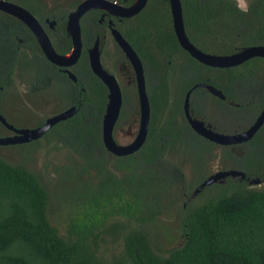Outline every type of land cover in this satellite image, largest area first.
Returning a JSON list of instances; mask_svg holds the SVG:
<instances>
[{
	"label": "trees",
	"instance_id": "trees-1",
	"mask_svg": "<svg viewBox=\"0 0 264 264\" xmlns=\"http://www.w3.org/2000/svg\"><path fill=\"white\" fill-rule=\"evenodd\" d=\"M12 1L39 19L53 18L51 41L57 51L67 49L66 10H44L39 0ZM180 4L187 37L204 51L229 53L244 45L264 44V0H248L247 12L235 0H180ZM97 17L95 9L80 17L81 59L91 42L89 25L97 26ZM120 18L116 27L149 68L145 139L125 155L103 147L100 118L106 89L92 77L90 90L73 88L75 111L53 127L55 139L74 152L75 158L59 169L65 184L74 179L72 193L62 189L66 194L62 191L57 197L55 186L49 188L25 161L24 152L30 156L41 137L0 144V149L11 148L0 152V264H264V122L248 141L252 148L235 154L194 132L182 109L185 90L206 82L234 104L196 86L189 99L194 116L208 121L214 115L200 109L197 98L203 106L214 104L227 115H215V130L230 132L231 125L228 129L224 124L232 109L250 123L264 105V78H260L264 58L255 56L228 67L197 61L176 40L167 0H146L137 13ZM31 44L36 42L28 28L0 11V101L9 84L6 58L18 57L19 51L27 57L23 48ZM36 68L33 65L30 71L28 66L25 72L35 80L27 87L34 95L46 85L37 82ZM77 79L83 85L79 74ZM121 93L122 116L127 97L135 103L136 94L132 85ZM1 128L9 130L0 122ZM214 157L220 168L239 169L244 177L226 176L198 186ZM245 177L260 181L249 183ZM63 197L68 201L66 213L60 211L66 202ZM166 210L177 212L180 240L163 246L164 236L162 240L155 236L153 225ZM108 244L114 247L110 253L105 250Z\"/></svg>",
	"mask_w": 264,
	"mask_h": 264
},
{
	"label": "water",
	"instance_id": "water-1",
	"mask_svg": "<svg viewBox=\"0 0 264 264\" xmlns=\"http://www.w3.org/2000/svg\"><path fill=\"white\" fill-rule=\"evenodd\" d=\"M145 2L146 0H132L128 5H121L115 0H79L66 15L64 27L70 38L71 45L64 53H57L54 50L48 36L43 29V26L36 16L26 7L12 0H0V11L19 19L31 31L47 59L58 65H67L76 59L81 48L79 18L83 13L89 9L97 8L119 17L131 16L137 13L143 7ZM167 2L172 29L178 44L197 61L209 66L228 67L237 65L251 57L260 56L264 58V44L261 43L244 45L239 49L229 53H215L200 49L189 40L185 33L180 0H167ZM109 22H111L110 19ZM51 23L52 21H50V24ZM110 31L114 40L128 59L129 64L134 72L135 79V88L138 102V124L134 137L126 144H119L113 138L112 130L119 112L122 96L120 85L115 76L101 67L98 56L97 37L95 38L93 44L88 48V60L90 62L91 70L102 81L107 90L106 101L100 119V139L102 145L111 154L125 155L139 148L145 139L149 117V104L145 91L142 65L139 56L116 28L111 27ZM67 73L69 77L74 79L75 76L72 72L68 71ZM196 86H203L211 94L220 98L223 97V93L213 85L206 82L194 83L186 90L182 101V109L187 123L197 134L219 145L239 143L251 138L253 133L263 122L264 106L258 111L253 121L240 131L223 133L213 130L209 126H206L202 120L189 115V91L191 88ZM74 111L75 106L71 105L60 112L48 116L40 125L24 127L13 126L11 123L7 122L0 113V122L10 131H12L11 133L0 135V144L24 142L30 139H35L39 137L53 123L58 120L65 119ZM226 176H239L243 178L244 172L235 168L218 169L202 179L199 182V186L219 181ZM248 181L249 183H258L260 179L255 177L250 178Z\"/></svg>",
	"mask_w": 264,
	"mask_h": 264
},
{
	"label": "flooded vegetation",
	"instance_id": "flooded-vegetation-1",
	"mask_svg": "<svg viewBox=\"0 0 264 264\" xmlns=\"http://www.w3.org/2000/svg\"><path fill=\"white\" fill-rule=\"evenodd\" d=\"M131 1L132 0H129L127 3H125L124 0H121V1H119L117 3L121 4V5H128V4L131 3ZM92 9H95L98 12V17H97V22L98 23L96 24L97 26L89 25L91 42H89V44L86 47H84V49H83L85 51V59H81L80 58V54L82 53V47H81L78 56L76 57V59L72 63L67 64V65H58V64H55V63L51 62L49 59H47V57L45 56V54L42 51L41 47L37 43L34 35L28 29L29 32L31 33V35L33 36V38L35 39L36 45L35 44H31V45H27V46H25L23 48V50L27 53V57H24L22 55L21 51H19V56L18 57H16V58L7 57L6 58L7 59L6 60V65H7L8 68L10 67L9 71H8V74L6 75V78L8 79V83H9L6 88H8L9 86H12L11 84L13 83V80L15 78L18 79V84L21 87L24 85V83L26 84L27 87H32L33 86L32 83H34L35 80H34L33 77L30 78L25 72H27L28 66L30 67V71H33L32 68H33V65H35L37 67L36 68V75H35L37 77V82H42L43 84H46L45 86L39 87L38 91L35 93L36 95L39 96L40 100H42V99L44 100V101L41 102V105H46V107L48 108V102L57 101V103H58V107L55 108L51 112L52 114H50V115H53V114H55L57 112H60V111H62L64 109L68 108L71 105H74L73 104V100L74 99H72V97L74 96V93H73L74 89L73 88H77V89L79 88L80 90H82L83 88L87 87V89H89V87H91L92 77L98 78L96 76V74L93 73V71L91 70L90 62L88 60V48L93 44L95 38L97 37L98 38V53H99L98 56H99V61H100L101 67L104 68L105 70L109 71L110 73H112L115 76V78L117 79V81H118V83L120 85V90L121 91H122V89L125 86L132 85V87H134V89H135V94H136L134 72H133V70H132V68H131V66L129 64V61L126 58L124 52L119 47V45L116 43V41L114 40V38H113V36L111 34V31H110V28L114 27L120 32V30L115 25V20H120L121 18L119 16H115V15H112L110 13H107V12L103 11L102 9H97V8H92ZM89 10H91V9H89ZM68 11H66V13H65V19H66V15H67ZM37 19L39 20V22L43 26V29H44L46 35L48 36L49 41H50L52 47L54 48V50L57 53L66 52L69 49V47L71 45V42H70V44H69V46L67 47L66 50L60 52V51H57V49L55 48L53 42L51 41V38H53L55 36L54 34H51V32H55V28H54L55 27L54 26L55 20L53 18H49L47 16H44L43 19H39V18H37ZM109 19L111 20V22H109ZM79 20H80V18H79ZM50 21H52L51 24H50ZM64 24H65V21H64ZM105 28H106V30H105ZM64 30H65V27H64ZM106 33H108V35L111 37L112 44H113L112 48L108 47L106 45L107 43H105V40L102 39V37L105 38ZM65 34L68 36L66 31H65ZM68 38H69V36H68ZM80 39H81V35H80ZM81 46H82V44H81ZM139 58H140V56H139ZM12 60H17V62L13 63ZM140 60H141V65H142L143 77H144L145 91H146V95H147V99H148L147 77L149 75V68L145 66L142 58H140ZM18 61H21V63H24V65L21 66L20 62H18ZM45 69L48 70V73H46ZM119 70H121V72L126 70V72H127L126 73V77L127 78L124 81V83H120L119 82V81H121L120 76L118 74ZM68 71H70V72H72L74 74V76H75L74 79L69 77V75L67 73ZM77 74H79L80 81L83 80L82 81L83 85H81V84L78 85ZM260 78L263 79L264 76L261 75ZM72 85H73V87H72ZM104 87H105V85H104ZM105 89H106V87H105ZM186 90H185V92H186ZM24 91L27 92L26 89ZM191 91H192V88L190 89L189 96H188V112H189V115L193 116V117H195L197 119L202 120V118H200L199 116H196V115L194 116L192 114V112H193L192 108L189 107V99H190V95L192 94ZM185 92H184V94H185ZM28 93L29 94H34L31 91H29ZM105 94H106V92H105ZM45 96H46V98H44ZM121 96H122V93H121ZM218 98H220V97H218ZM122 99H123V96H122ZM220 99L226 100L224 95ZM195 100H196L197 104L200 103V99L197 101V98H195ZM226 101H228V104H230V105L234 104L230 100H226ZM121 103H122V100H121ZM134 104H135V106L129 105L128 109L125 106H124V108H126L127 110H131L133 107H135L134 111L132 112V115L137 111V120H138L137 95H136V102ZM121 107H122V105H120L119 112H118V115H117V118H116V121H115L114 125L117 124L120 121V119L123 120L124 117L128 118V112H127V114H125V111H124V114L122 116L119 115ZM208 109H209L210 112H213V114H214L212 116V120L210 119L208 121H204V120H202V121H203V123L206 126H209L213 130H215V128H214V126L212 124L213 123L212 121L217 120L215 115H220L221 117H225L227 115L220 113V111L216 108V106L214 104H209ZM235 113L236 112H233V109H232V112L227 117V118L230 119L229 121L231 122V129L228 128V127H226V128L230 129L229 130L230 132H223V131H219V132H223V133L237 132V131H240V130L244 129L245 127H247L253 121L252 120L250 123H248L247 120L244 119V121L241 122V123H244V125L242 127H237V124H240L239 122H237V119H241V116L235 115ZM50 115H48V116H50ZM183 115H184V113H183ZM2 116L6 119V117L3 114H2ZM48 116L44 117L43 119H40V122L38 121V123L35 124V125L42 124ZM65 119H61V120H58L55 123H53L38 138H40V137L44 138L45 141L46 140H49V141L55 140V136L53 135L55 129H53V127L56 124H58L59 121H63ZM148 120H149V117H148ZM263 122H264V120H263ZM147 126H148V124H147ZM18 127H24V126H18ZM8 131H10V130H8ZM216 131H218V130H216ZM11 132L12 131H10L9 133H11ZM249 140H250V138L245 140V141H241L239 143L222 144V145L223 146H227L229 148V150H231L233 153L239 154L240 152H242L246 148H248V150L250 148H252V146L248 143ZM220 169H222V168H220ZM245 179L248 181L250 178L245 177ZM198 186H199V184H198ZM196 188L197 187H195V189Z\"/></svg>",
	"mask_w": 264,
	"mask_h": 264
},
{
	"label": "rangeland",
	"instance_id": "rangeland-1",
	"mask_svg": "<svg viewBox=\"0 0 264 264\" xmlns=\"http://www.w3.org/2000/svg\"><path fill=\"white\" fill-rule=\"evenodd\" d=\"M39 1L43 3L44 10L45 9L48 10L50 8L52 9L63 8L66 11L71 9V6H73V4L71 3L74 2V0H39ZM235 1L240 7L243 8L246 6L248 0H235ZM24 2L28 4V3H33L34 0H26V1L24 0ZM44 10L42 11V13L44 12ZM83 20L87 21V17H84ZM102 39L105 40V43H107L106 45L108 47L112 48L113 45L112 40L111 37L108 35V33H106L105 38L102 37ZM126 73H127L126 70H124L123 72L119 70L118 74L121 79V81H119L120 83H124V81L126 80L127 78ZM11 85L12 86L6 88L5 92L1 94L0 110L2 114L5 115L7 119H9V121L11 120L17 126H35V124H37L38 121L40 122V119H43L44 117L52 114L51 112L58 107L57 101L48 102V108L46 107V105H41V102L44 100L43 99L40 100L39 96L36 94L35 95L29 94L26 84L24 83V85L21 87L18 84L17 78L13 80V83ZM25 89L27 90V92L24 91ZM44 98H46V96ZM125 103H126L125 107L127 109L129 105L135 106L134 101L131 98H127ZM198 107L204 111H209V109L206 106H203L202 103H199ZM126 108H125V114H127L128 112V118L124 117L123 120L120 119V121L114 125L112 130L113 138L119 144H126L127 142H129L133 138L137 130V124H138L137 111L132 115V112L134 111L135 107H133L131 110H127ZM233 112H237V110L233 109ZM236 114L237 113H235V115ZM243 121L244 119H237V122L240 123L237 124V127H242L244 123L241 122ZM230 125H231L230 121H227L224 124L225 127ZM9 132L10 131L6 130L5 128L0 129V134H6ZM10 150L11 148L4 147L3 149H0V152L5 154ZM31 152L32 153L30 156H26L25 155L26 152H24V158H26L25 161L34 171L39 172L41 174L42 178L45 180L49 188L55 186L54 191L57 192V197H59L58 194H60L63 190L66 189H68V192L71 190L72 193V190L74 189V179L71 178L66 180V184H65L62 180L63 175L59 172V169L65 163H67L69 159L73 160V158H75L73 156L74 152L70 151V149L67 146L62 145L58 139H55L53 141H49V140L45 141L44 138H40V140L37 142V145L33 147V150ZM16 156L19 157L18 155ZM66 156L69 158L66 159ZM12 157L14 158V155H12ZM208 166L209 168L207 169V175L209 173H212L220 169L217 161V157L211 159V161L208 163ZM75 168H77V166ZM184 169L186 175L189 176L190 174L188 173L187 167ZM56 178H59L57 182H56ZM63 194L66 193L64 192ZM63 200L65 202L66 198L63 197ZM67 202L68 201H66L64 204L61 205L60 211L63 213H66L67 211V206H66ZM51 203H55V202H51ZM178 224L179 223H178V216L176 210H169V211L166 210L158 215L157 223H154L153 230H154V235L160 236L161 240L163 239L164 236L165 240L163 241V246H166V243L168 242L173 243V242H178L180 240ZM147 229L150 230L149 227H147ZM155 241L158 243L157 240ZM113 249L114 247L108 244L105 250L108 253H110Z\"/></svg>",
	"mask_w": 264,
	"mask_h": 264
},
{
	"label": "clouds",
	"instance_id": "clouds-1",
	"mask_svg": "<svg viewBox=\"0 0 264 264\" xmlns=\"http://www.w3.org/2000/svg\"><path fill=\"white\" fill-rule=\"evenodd\" d=\"M242 11H245V12H247V8H246V7H245V8H243V9H242Z\"/></svg>",
	"mask_w": 264,
	"mask_h": 264
}]
</instances>
